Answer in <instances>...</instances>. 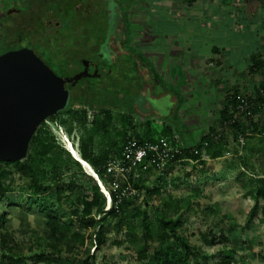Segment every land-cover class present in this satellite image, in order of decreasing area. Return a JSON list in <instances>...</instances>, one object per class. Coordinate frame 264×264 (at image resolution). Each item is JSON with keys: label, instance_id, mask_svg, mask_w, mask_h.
<instances>
[{"label": "rangeland", "instance_id": "374dc122", "mask_svg": "<svg viewBox=\"0 0 264 264\" xmlns=\"http://www.w3.org/2000/svg\"><path fill=\"white\" fill-rule=\"evenodd\" d=\"M138 1L31 0L29 9L25 6L26 0L0 2V30L4 16L27 10L15 23L13 42L0 37V53L12 47L8 45L12 43L16 47L29 46L58 76L75 73L81 59L98 63L104 71L98 79L82 80L69 88L66 107L79 116L85 113L86 123L81 132L75 129V123L68 131L69 110L58 112L41 125L48 129L56 146L55 160L61 161V166L55 163V168L41 164L48 175L44 187L37 188L28 176L29 171L20 165L0 163L3 172L0 181L7 189L0 198V264H80L85 259L91 264H160L152 257L155 251L168 250L178 259H184L187 248L191 251L190 264H264V200L255 198L257 181L264 177V141L256 145L257 137L252 141L254 148L246 154V167L238 160L245 151L238 149L234 156L230 151L228 156L205 159L204 165L189 160L176 162L164 171H133V179L144 181L139 189L130 183L131 195H126L128 206L116 217L97 214L94 210L91 217L100 224L87 226L83 222L81 201L91 199L93 191L90 181L79 177L69 149L80 158L78 137L91 128L94 115L102 119L104 111L109 109L112 117L108 134L99 132L92 138L89 148L95 155L103 150L114 154L110 140L120 141L117 130L125 129L127 137L132 139L146 135L148 125L156 136L163 130V121L171 120L178 127L184 124L180 117L169 114L173 110L169 96H155L149 89L143 90L150 82L148 75L145 76L140 64L135 71L129 59L133 55L129 45L134 36L132 27L125 25L123 15L124 12L125 17L127 12L130 15ZM256 29L252 35L248 33L244 45L248 56L254 54L258 58L264 50L256 43ZM157 42L156 49L163 52V38ZM262 65L261 70L244 71L241 84L226 94L234 90L249 93L264 84V57ZM244 67L242 62L237 69ZM203 100V96H197L195 102L202 104ZM123 112L130 113L132 126L122 127ZM179 136L187 143L184 132ZM80 165L84 173L93 177L105 197L104 211L107 212L112 207L111 199L106 198L108 178L104 182L90 165L93 175L86 172L83 163ZM239 171L244 173L240 181L236 179ZM53 176H56L54 180ZM73 180L76 182L71 188ZM148 190L155 192L151 194ZM160 213L178 222L176 234L183 243L166 234L160 235L168 231L158 220ZM51 215L64 225L73 224L58 250L46 228ZM144 223L149 224L148 233ZM97 232L101 233L100 240L96 238Z\"/></svg>", "mask_w": 264, "mask_h": 264}, {"label": "crops", "instance_id": "0c3cea01", "mask_svg": "<svg viewBox=\"0 0 264 264\" xmlns=\"http://www.w3.org/2000/svg\"><path fill=\"white\" fill-rule=\"evenodd\" d=\"M136 3L130 15L128 12L127 17L125 12L123 15L134 36L129 45L133 55L129 59L135 71L140 64L145 76L148 75L150 82L143 90L149 89L155 96H169L174 110L169 114L180 117L184 123L178 127L167 120L163 121V128H171V136L181 145L184 142L179 138L180 132L185 133L187 143H195L216 126L226 92L245 78L242 75L249 70L255 55L248 56L244 42L256 27V43L264 50V0H139ZM23 15L24 11H19L3 17L0 37L4 41L13 42L15 23ZM146 32L150 36L141 35ZM154 34L156 38L151 37ZM160 38H163V52L156 49ZM242 62L245 67L237 69ZM197 96H203L202 104L195 102Z\"/></svg>", "mask_w": 264, "mask_h": 264}, {"label": "trees", "instance_id": "16d2710c", "mask_svg": "<svg viewBox=\"0 0 264 264\" xmlns=\"http://www.w3.org/2000/svg\"><path fill=\"white\" fill-rule=\"evenodd\" d=\"M262 56V57H261ZM259 56L258 58L254 57L252 58V65L249 66V71H255V70H261L262 65V58L264 57V53ZM264 89V84H260L254 89L249 90L248 92L251 95H255L257 98L252 100V112L254 114H259L260 116L264 115V100L261 97H258L257 92L258 89ZM244 92H246L244 90ZM239 93V90H234L232 93H228L225 96L224 104L222 105L220 111H219V119L215 127H212L210 131L205 134L204 136L200 137L199 140H197L192 145H188L187 143H183V154L179 157L186 158L188 160H193L196 162H199L200 165H204L203 160H201V153L202 151L208 156V159H216L220 157H224L226 152L230 151L233 153H238V147L239 143L237 141V135L242 134L245 135L248 128L241 123L237 122L232 125H229L226 130H224L222 137L219 139H215L214 135L216 134V130L218 126H223V124L230 120L232 117V108L235 106V95ZM69 107V106H68ZM68 107H65L64 110H69ZM70 114V123L67 125V129L70 132L73 129V124L75 123L77 126L75 129L79 132H81V128L85 126L86 118L85 113H83L81 116H79L77 113L69 110ZM259 116V117H260ZM52 117V116H51ZM111 111L109 109H106L103 114V118L100 119L99 116L94 115L91 121V128L86 132V134H80L78 137V149L80 153V159L91 166L94 173L101 179L102 181L106 182L107 180L104 177L105 173V165L107 161L114 156H119L121 153L122 146L124 143L129 140V138L126 135V130L121 129L117 130V136L120 141H117L115 139H111V145L115 149L114 154L109 153L108 151L103 150L99 155H95L92 149H90V145L92 144V138L101 132L102 134H108L110 131V124H111ZM132 117L130 113L123 112V116L121 118V125L122 127L126 126H132ZM147 125L149 122H146ZM260 123V119H258L257 122L252 123V135L245 137L246 144L242 146L241 150L245 151L244 155L240 158L239 164L246 167V154L248 151L252 150L255 146V144L252 141H255V137H257L258 142L256 145L263 144L264 137H258L254 135V133L257 132L258 125ZM43 125V123L41 124ZM39 126L32 137L27 155L25 157L26 163L22 164L21 161H15V162H0L3 165H11V164H18L22 169L28 170V176H30L34 184L39 187L45 186V181L48 179L47 172L45 169H42L41 164H47L51 165L53 168H55V163H58L61 166V161H56L54 158V151H55V144L53 142L52 137H49V131L46 127ZM171 128L165 127L161 131L159 135H154L148 125V132L143 137L138 136L137 138H132L135 140L140 141H150L155 142L160 138H167L169 140H172L174 142V138L171 136ZM207 143L206 146H204V143ZM121 143V144H120ZM264 145V144H263ZM196 150L197 154H194L192 151ZM113 155V156H112ZM73 159V158H72ZM73 163L78 168L80 175L79 177L82 180L90 181L91 183V189L93 191V196L91 199H83L81 201L82 211L81 214L84 218V223H86L87 226H93L95 224H100V221H96L95 218H92V212L95 210L97 214H104V216L108 217H116L118 216L121 211L128 206L129 199L127 197H122L119 202H117L116 198L113 195V202L114 206L111 207L107 212L104 211L105 207V197L101 194L99 191V188L95 181L93 180L92 176H89L88 174L84 173L82 169L80 168V163L73 159ZM171 164V163H170ZM239 164H234V166H240ZM143 165V164H142ZM173 165V164H171ZM171 165L168 167L170 168ZM151 168H148V170ZM152 170V169H151ZM3 175V172L0 171V176ZM244 173L242 171H239L236 175V179L239 181L241 180ZM56 176L52 177V180H54ZM142 178L140 179H133L130 178L129 182L133 185L134 188L139 189L143 186ZM76 181L70 182V187L75 186ZM258 186L255 189V198L256 200L263 199L264 200V177L258 179ZM122 186H124L122 184ZM7 192V189L5 185L0 181V198L4 196V194ZM60 192V190H58ZM148 193L153 194L155 191H147ZM262 213L264 215V207L262 208ZM256 215V211H253V218ZM105 218H103L104 220ZM159 222L162 224L163 227H165L168 231L167 233L161 232L160 235L162 236H169L173 237L176 241H181L183 243V240L181 237H179L176 234V228L178 226V222L172 221L169 217H165L163 214H159ZM72 223L63 224L60 219L56 216H49L46 222V228L49 231V238L53 241L55 249L58 250L59 246H61L68 238L69 232L72 228ZM144 228L149 232V224L144 223ZM166 234V235H165ZM96 238L100 240L101 233L97 232ZM191 255V251L187 248L184 259H178L176 257V254L174 252L168 251V250H157L153 253L152 257L153 259L160 264H190L188 262V258ZM48 262H52V259H46ZM80 264H91L90 261L84 260Z\"/></svg>", "mask_w": 264, "mask_h": 264}, {"label": "water", "instance_id": "95a60500", "mask_svg": "<svg viewBox=\"0 0 264 264\" xmlns=\"http://www.w3.org/2000/svg\"><path fill=\"white\" fill-rule=\"evenodd\" d=\"M96 74V70L88 73L83 60L81 72L58 76L27 47L0 54V162L25 159L37 128L65 109L69 100L65 86L74 87Z\"/></svg>", "mask_w": 264, "mask_h": 264}, {"label": "built area", "instance_id": "2783aa9c", "mask_svg": "<svg viewBox=\"0 0 264 264\" xmlns=\"http://www.w3.org/2000/svg\"><path fill=\"white\" fill-rule=\"evenodd\" d=\"M257 95L264 100V89L259 88ZM256 98L255 95H251L244 91L237 93L235 95L236 104L232 108L231 119L226 121L223 126L217 127L214 138L219 139L222 137L224 130H226L229 125L241 122L248 128L245 135H237V141L239 143L238 149L241 150L245 143V137L252 135V123L257 122L258 119H260V123L254 135L264 137V120H261L259 114H254L252 112V100ZM203 145L206 146L207 143L205 142ZM192 152L197 154L196 150ZM182 154V145L179 141H176V139H174V142L167 138H160L155 142L135 139L127 140L122 146L120 155L111 157L104 168V177H107L109 182V190L106 194V198L111 199V206H114L113 195L117 199L116 201L119 202L122 197H126V195L131 193L129 180L133 176V171L138 172L148 170V168L156 171H164L171 164H175L179 161H189L186 158L179 157ZM228 155H230V153L226 152L225 156ZM205 159H208V156L202 151L201 160ZM122 184L124 186H122Z\"/></svg>", "mask_w": 264, "mask_h": 264}, {"label": "flooded vegetation", "instance_id": "af4514ba", "mask_svg": "<svg viewBox=\"0 0 264 264\" xmlns=\"http://www.w3.org/2000/svg\"><path fill=\"white\" fill-rule=\"evenodd\" d=\"M30 1L31 0H26V2H24L25 3V6L27 7V9H29V3H30ZM34 2H36V1H34ZM19 12V11H18ZM25 12H27V10H25ZM24 12V13H25ZM18 21H20V19H18ZM22 47H27V48H30L31 50H32V48L31 47H29V46H24V45H21V46H18V47H16V45H14L13 43H12V47H7L3 52H1L0 54H2V53H4V52H6V51H8V50H13V49H19V48H22ZM34 52V51H33ZM35 53V52H34ZM36 54V53H35ZM47 66H49L48 64H47V62L40 56V55H38V54H36ZM84 60V59H83ZM83 60L81 59V61H80V65H79V68L75 71V73H73V74H68V75H62V77H71V76H73V75H75V74H77V73H79V72H81L82 70H83ZM87 61V63H88V73L90 74V75H92L93 74V72H94V70H96V75L93 77V76H90V77H88V78H82L81 80H79L78 82H80V81H82V80H89V79H98V78H100L101 76H102V73L104 72L101 68H100V65L98 64V63H94L92 60H86ZM50 68V67H49ZM109 72V71H108ZM77 82V83H78ZM68 90H69V88H72L70 85H66L65 86Z\"/></svg>", "mask_w": 264, "mask_h": 264}, {"label": "bare ground", "instance_id": "6f19581e", "mask_svg": "<svg viewBox=\"0 0 264 264\" xmlns=\"http://www.w3.org/2000/svg\"><path fill=\"white\" fill-rule=\"evenodd\" d=\"M69 151H70V154H71V157H72V158H74V159H78V160H81V159L77 156V154H75V152H73V151L70 150V149H69ZM81 162L83 163V165H84V167H85V169H86V172L89 173V174H92V175H93V172H92V170L90 169V167L88 166V164L85 163V162L82 161V160H81Z\"/></svg>", "mask_w": 264, "mask_h": 264}, {"label": "clouds", "instance_id": "9594fccd", "mask_svg": "<svg viewBox=\"0 0 264 264\" xmlns=\"http://www.w3.org/2000/svg\"><path fill=\"white\" fill-rule=\"evenodd\" d=\"M76 160V159H75ZM81 164V163H80Z\"/></svg>", "mask_w": 264, "mask_h": 264}]
</instances>
